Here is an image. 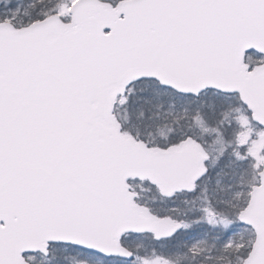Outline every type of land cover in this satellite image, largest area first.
<instances>
[{"label": "snow or ice", "instance_id": "snow-or-ice-1", "mask_svg": "<svg viewBox=\"0 0 264 264\" xmlns=\"http://www.w3.org/2000/svg\"><path fill=\"white\" fill-rule=\"evenodd\" d=\"M0 264H264V0H0Z\"/></svg>", "mask_w": 264, "mask_h": 264}]
</instances>
